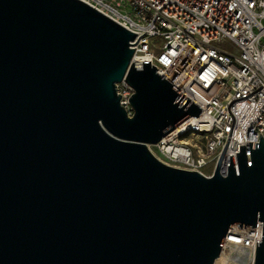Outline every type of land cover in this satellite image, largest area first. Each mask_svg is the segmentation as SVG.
Instances as JSON below:
<instances>
[{"label":"water","instance_id":"95a60500","mask_svg":"<svg viewBox=\"0 0 264 264\" xmlns=\"http://www.w3.org/2000/svg\"><path fill=\"white\" fill-rule=\"evenodd\" d=\"M135 33L83 0H0V264H222L257 220L264 264V137L226 174L223 151L211 175L159 159L202 108L131 60Z\"/></svg>","mask_w":264,"mask_h":264},{"label":"built area","instance_id":"2783aa9c","mask_svg":"<svg viewBox=\"0 0 264 264\" xmlns=\"http://www.w3.org/2000/svg\"><path fill=\"white\" fill-rule=\"evenodd\" d=\"M83 1L136 32L131 60H150L202 108L148 143L159 159L211 175L223 151L220 172L226 174L238 145L246 150L248 141L264 137V0ZM117 91L132 115L133 87L123 79ZM257 230L258 220L255 227L233 224L221 249L236 245L244 253L232 255L253 264Z\"/></svg>","mask_w":264,"mask_h":264},{"label":"bare ground","instance_id":"6f19581e","mask_svg":"<svg viewBox=\"0 0 264 264\" xmlns=\"http://www.w3.org/2000/svg\"><path fill=\"white\" fill-rule=\"evenodd\" d=\"M224 171H225V165L223 166V168H222ZM231 250L234 252V253H239V254H241V253H244V250L243 249H241L240 247H238V246H236V245H233V246H231L229 249H224V248H222L221 250H220V255L218 256V257H221V258H223V263L222 264H227V261H234V262H236L237 264H244L242 261H241V259H239L238 257H234V255H232V253H230L231 252Z\"/></svg>","mask_w":264,"mask_h":264},{"label":"rangeland","instance_id":"374dc122","mask_svg":"<svg viewBox=\"0 0 264 264\" xmlns=\"http://www.w3.org/2000/svg\"><path fill=\"white\" fill-rule=\"evenodd\" d=\"M113 3H115V2H113ZM120 9L122 10V11H124V9H123V7H120ZM229 249V248H228ZM230 253H233V251L231 250V252ZM231 264H237L236 262H234V261H231L230 262Z\"/></svg>","mask_w":264,"mask_h":264}]
</instances>
